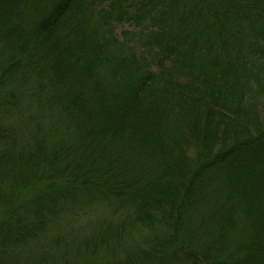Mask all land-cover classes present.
Returning a JSON list of instances; mask_svg holds the SVG:
<instances>
[{
    "label": "trees",
    "instance_id": "trees-1",
    "mask_svg": "<svg viewBox=\"0 0 264 264\" xmlns=\"http://www.w3.org/2000/svg\"><path fill=\"white\" fill-rule=\"evenodd\" d=\"M0 264H264V0H0Z\"/></svg>",
    "mask_w": 264,
    "mask_h": 264
},
{
    "label": "rangeland",
    "instance_id": "rangeland-1",
    "mask_svg": "<svg viewBox=\"0 0 264 264\" xmlns=\"http://www.w3.org/2000/svg\"><path fill=\"white\" fill-rule=\"evenodd\" d=\"M124 27H125V26H121V25L118 26V27L116 28L117 32H119V30L122 29V28H124Z\"/></svg>",
    "mask_w": 264,
    "mask_h": 264
}]
</instances>
